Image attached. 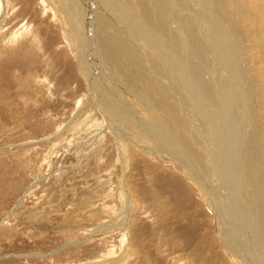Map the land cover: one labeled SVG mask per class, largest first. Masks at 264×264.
I'll return each mask as SVG.
<instances>
[{"label":"rangeland","instance_id":"obj_1","mask_svg":"<svg viewBox=\"0 0 264 264\" xmlns=\"http://www.w3.org/2000/svg\"><path fill=\"white\" fill-rule=\"evenodd\" d=\"M137 1L49 0V7L43 11L42 0H0V264H247L248 258L249 264H254L260 256L253 249L256 254L252 258V242L243 248L234 236L229 238L226 215L234 217L240 210L245 215L244 206H248L254 216H250V223L239 216L242 223L239 225L235 218L233 224L250 233L264 218L258 192L254 195L247 187L237 194L232 187L236 185L233 178L237 172L242 174V167L253 160L252 148L258 152L254 161L264 179V0H153L151 6L136 5ZM121 3L126 9L136 12L138 8L142 13L133 14V20L140 22L143 15L150 21L148 29L156 33L152 32L154 42L148 37L143 40L136 31L142 38L137 42L139 48L129 49L123 41L125 28L116 17L123 8ZM86 24L93 26L90 33ZM23 27L28 33H20ZM93 32L96 44L92 43ZM99 32L105 40H119L117 45L122 46L115 51L125 50L120 51L121 56L117 54L122 60L104 56L100 59L103 49L97 39ZM82 43L84 54L79 52ZM158 45L160 50L155 48ZM165 50L172 53L171 58L191 63L192 70L196 67L194 71L184 67L187 82L189 75L197 78L198 74H213L221 82L219 86L226 87H219L213 96L204 93V97L200 93L206 90H194L193 96L200 95V103H195L189 94L192 89L184 83L182 89L179 76L167 79L161 67L170 65L162 57ZM86 67L97 79L92 83L97 94L83 77L85 72L89 77ZM228 72L232 74L229 84ZM234 84L239 89L232 94ZM105 89L112 96L105 97ZM220 97L221 101L228 98L222 105H229L228 114L235 119L233 126L243 145L238 147L241 161L235 155L231 158V147L222 140L229 127L222 124L225 132H221L223 129H213L209 123L213 107H221V101L216 100ZM243 101L247 106L244 115ZM204 102V108L210 110L205 109L209 121L197 112ZM231 104L238 107L233 109ZM124 109L133 116H127ZM119 111L121 121L114 115ZM192 120L201 124L198 126L205 134L209 132L212 157L209 150L186 142L192 134ZM117 122L120 124L114 126ZM159 130L169 131L168 140L177 137V145L185 149L184 157L176 143L171 145L180 168L189 165L188 161L193 166L195 162L202 165V178L212 185L214 193L220 194V213L225 208L231 210L224 211L221 222L213 204L210 207L200 197L202 191L181 170L167 165L163 158L160 160L138 143L149 146L139 137ZM158 138L152 141L164 149L165 142ZM245 148L248 153L245 150L242 155ZM214 156L219 159L216 162L220 177L215 173V178L209 179ZM232 173L235 176L231 179ZM255 202L258 208H254ZM221 233L224 241L234 242L235 253L243 251L240 258L228 251Z\"/></svg>","mask_w":264,"mask_h":264},{"label":"bare ground","instance_id":"obj_2","mask_svg":"<svg viewBox=\"0 0 264 264\" xmlns=\"http://www.w3.org/2000/svg\"><path fill=\"white\" fill-rule=\"evenodd\" d=\"M157 1V0H156ZM163 1V0H162ZM177 1V0H176ZM2 2V1H1ZM117 2H120V1H117ZM116 2V3H117ZM151 2H153V0H138L137 2H135V4L136 5H139L140 3H142V4H148L149 6H151ZM43 3V6L44 7H42V9H43V11H46V7H49V0H42V2H41V4ZM124 3V2H123ZM179 3V2H178ZM114 4V3H113ZM125 4V3H124ZM154 4V3H153ZM160 4V3H159ZM180 4V3H179ZM211 4V3H210ZM118 5H119V3H118ZM157 5V4H156ZM164 5H165V3H164ZM181 5V4H180ZM185 5V4H184ZM121 6L123 7V5H122V3H121ZM158 6V5H157ZM162 6V5H161ZM53 8V7H52ZM119 8H120V6H119ZM129 8V7H128ZM162 8V7H161ZM54 9V8H53ZM110 9H112V8H110ZM116 9V8H115ZM195 9V8H194ZM56 11H58L57 10V8L55 9ZM119 10V9H118ZM122 10V11H121ZM121 10H119L118 12H117V10H116V12L118 13H114V14H117V16L116 17H118V19H119V21H120V23H119V25L121 26V27H124L125 29H123L125 32H126V34H125V39H123V41H124V43L125 44H127L128 46H129V49H131V48H135V47H138L139 48V43H137L139 40H141L143 37V40H146V37H148L150 40H151V42H154V40H153V38H152V32H154L155 33V31H153V30H149L148 29V25H149V20L147 19V18H143V15H141V17L139 18V20H140V22H137V21H135V20H133V14H137V15H139L141 12H139V9L137 8V11L136 12H133V11H131V10H129V9H126L125 7H123ZM113 11V10H112ZM129 11H131V12H129ZM59 12V11H58ZM115 12V11H114ZM88 11H87V8H85V16H88ZM210 13V12H209ZM38 14V13H37ZM44 14V13H43ZM49 14H50V12H49ZM142 14V13H141ZM60 16V15H59ZM160 16V15H159ZM187 16V15H186ZM185 15H184V17H186ZM214 16V15H213ZM54 17V16H53ZM111 17V16H110ZM92 18V17H91ZM83 19H84V17H83ZM101 19V18H100ZM109 21V20H108ZM118 21V20H117ZM168 21H169V19H168ZM189 21V20H188ZM1 23V22H0ZM190 23V22H189ZM92 25H93V23H92ZM118 25V26H119ZM86 30L87 31H89L88 33H90V29H93L92 27L93 26H91V25H89V24H86ZM24 28V27H23ZM194 28V27H193ZM24 31H26L27 32V30H26V28H24V29H22V31H20V33L21 32H24ZM136 31H139L140 32V34H141V37L142 38H140V37H138L137 36V34H136ZM20 33H16V34H20ZM28 33V32H27ZM66 33V32H65ZM175 33V32H174ZM179 33V32H178ZM15 34V35H16ZM98 34V37H97V39H98V41H99V43H100V47H102V49H103V52L101 53V58L100 59H102L103 60V56L104 57H106L108 60L110 59V60H114V61H118L121 57H118V55H120L121 54V50L122 49H120L121 48V46L122 45H120V43H119V45H117V41H119V40H115V39H112L113 40V42H111L110 40L111 39H108V40H105L104 39V37H100L101 35H102V33H97ZM128 34V35H127ZM156 34V33H155ZM197 35V34H196ZM232 35V34H231ZM230 35V36H231ZM17 36V35H16ZM94 36V37H93ZM97 36V35H96ZM199 37V36H198ZM233 37V36H232ZM14 38H15V36H14ZM147 38V39H148ZM222 38V37H221ZM13 39V38H12ZM91 39H92V43H95V33L93 32L92 33V35H91ZM16 40V39H15ZM19 40V39H18ZM68 40H70L71 41V38H69ZM9 41H12V40H10V39H8V42ZM52 41H55V38H52ZM52 41H50V42H52ZM122 41V42H123ZM149 41V40H148ZM147 41V42H148ZM233 40L231 39V42H232ZM81 42V41H80ZM151 42H149V43H151ZM205 42V41H204ZM217 42V41H216ZM231 42H229V43H231ZM10 43V42H9ZM12 43H13V41H12ZM84 43H85V40H84ZM157 43V42H156ZM156 43H154V44H156ZM83 44V43H82ZM96 44V43H95ZM200 44V43H199ZM163 45V44H162ZM232 45V44H231ZM84 46H85V44H83V46L81 47V45L77 48V52H76V54H77V58H79V54H78V51H79V48L81 47V49H80V51L79 52H81V53H83L84 54ZM93 46V45H92ZM98 46V45H97ZM117 46H120V48L119 49H117L116 51H115V49H116V47ZM152 46V45H151ZM233 46V45H232ZM87 47H88V49H89V51H90V46H89V44L87 45ZM86 47V48H87ZM163 47H165V45L163 46ZM196 47V46H195ZM202 47V46H201ZM154 48V47H153ZM156 49H159L160 50V46L158 45V46H156L155 47ZM224 48H225V46H224ZM200 49V48H199ZM95 50V49H94ZM158 50V51H159ZM164 50V49H163ZM190 50V49H189ZM233 50V49H232ZM124 51L125 50H122V52L124 53ZM97 52H99V51H97ZM127 52V51H126ZM155 52V51H154ZM157 52V51H156ZM194 52V51H193ZM238 52V51H237ZM236 52V53H237ZM103 53H104V55H103ZM122 53V54H123ZM158 53V52H157ZM160 53V52H159ZM158 53V54H159ZM240 53V52H239ZM75 54V55H76ZM118 54V55H117ZM156 55L157 57V60H158V56L160 57V55ZM172 54V53H171ZM170 54V52H168L167 50H165L164 51V53H163V55H162V57H164L163 59H165V61H167V63H170V65H168V66H177L178 67V69L177 70H175L174 69V71H172V70H170L169 68H168V66H165V65H163V64H161V67H162V69H163V71L166 73V76H167V79H168V76H170L169 78H171V81L174 79H176V77L177 76H179L180 78H181V80H182V82H181V85L183 86V83L184 84H186V88H189V90L190 89H192L191 90V93H189L190 95H192L191 97L193 98V100H195V103H198L199 101H200V95L199 96H193V94H194V90H198V91H200V90H202V91H207V92H203V93H200V94H202L203 95V97H204V93L206 94V95H211V96H213L214 94V92H215V90H217V89H219V87H220V89H222V87L224 86V88L226 87L224 84L223 85H220L219 86V84H221V82L220 83H218V81H217V79H215V75H201V74H198L197 73V71L195 72V74L197 73L198 74V76L199 77H197V78H194V77H192V75H191V78H190V75H189V82H187V80H186V77H185V75H184V72H185V70L186 69H184V67L185 66H188L189 67V69L190 70H192V64L190 63V65H187L183 60H182V58H180V57H175V59L172 57L171 58V55ZM126 55V54H125ZM237 55V54H236ZM9 56V55H8ZM121 56V55H120ZM99 57V56H98ZM238 57V56H237ZM211 58V57H210ZM177 59H179L181 62H178V60ZM207 59H208V56H207ZM80 60V59H79ZM120 60H122V58L120 59ZM221 60V59H220ZM227 60V59H226ZM230 60H231V58H230ZM163 61V60H162ZM186 61V60H185ZM213 61H214V59H213ZM81 62V61H80ZM164 62V61H163ZM207 62V61H206ZM178 63V64H177ZM208 63H211V62H208ZM11 64V63H10ZM165 64V63H164ZM223 64V63H222ZM21 66V65H20ZM104 66V65H103ZM197 66V65H196ZM223 66H225V65H223ZM222 66V67H223ZM81 67H82V64H81ZM83 70L85 71V64L83 63ZM227 67V66H226ZM237 67V66H236ZM87 68V70L90 72V69L88 68V67H86ZM104 68V67H103ZM171 68V67H170ZM82 69V68H81ZM172 69H173V67H172ZM196 69V67L192 70V71H194ZM206 69V68H205ZM104 70V69H103ZM180 70V71H179ZM204 70V69H203ZM209 70V69H208ZM82 71V70H81ZM83 71V72H84ZM106 71V70H105ZM219 71V70H218ZM108 72V71H107ZM201 72V71H200ZM226 72V71H225ZM103 73V72H102ZM160 73H161V75H162V71H160ZM212 73V72H211ZM229 74L227 75V81H228V84L230 83V81H231V75H230V72H228ZM84 74V73H83ZM105 74V73H104ZM103 74V75H104ZM109 74V73H108ZM190 74V73H189ZM195 74H194V72H193V75L195 76ZM196 74V75H197ZM239 74V73H238ZM106 75V74H105ZM85 76V79H86V81H87V83H88V85H89V87L91 88V89H93V91L96 93V89H95V87L94 88H92V83H94L97 79L95 78V76L93 77V75H92V73L90 72L89 73V77H88V75L86 74V72H85V74L83 75V77ZM100 76H102V74L100 75ZM107 76V75H106ZM112 76H114V75H112ZM225 76V75H224ZM110 77V76H109ZM108 77V78H109ZM101 79H102V77H100ZM104 78V77H103ZM105 79H106V77H105ZM110 79H113V78H110ZM236 79V78H235ZM102 80H104V79H102ZM101 80V81H102ZM178 80V79H177ZM180 80V79H179ZM111 81V80H110ZM195 81V82H194ZM233 81H235L236 83H237V81L238 80H234L233 79ZM103 82V81H102ZM168 82H170V81H168ZM171 83V82H170ZM242 83V82H241ZM174 84H176V86H178L179 88H180V86L181 85H179V83L178 82H174ZM227 84V85H228ZM237 85V84H236ZM235 84H234V87L232 88V94L235 92V90H238L239 88H237V86H236ZM239 85V84H238ZM173 86H175V85H173ZM175 86V87H176ZM88 87V86H87ZM171 88H172V85H171ZM177 88V87H176ZM184 88V86L182 87V89ZM231 88V87H230ZM169 89H170V87H169ZM240 89H242L241 87H240ZM185 90V89H184ZM91 91V90H90ZM111 91V90H110ZM180 91V90H179ZM178 91V92H179ZM197 91V92H198ZM201 91V92H202ZM220 91V90H219ZM222 91V90H221ZM228 91V90H227ZM241 91V90H240ZM242 91H244V90H242ZM241 91V92H242ZM109 91H107L106 89L105 90H103V95L105 96V97H107L108 95H110V96H112V94L113 93H108ZM113 92V91H112ZM173 92V91H172ZM223 92V96H225V94L226 93H224V91H222ZM229 92V91H228ZM239 92V91H238ZM196 93V92H195ZM235 93H237V92H235ZM97 94V93H96ZM198 94V93H197ZM196 94V95H197ZM217 94H218V92H217ZM216 94V95H217ZM107 95V96H106ZM176 95H180V93L179 94H176ZM201 95V96H202ZM215 95V96H216ZM228 95V94H227ZM235 95V94H234ZM234 95H233V97H234ZM239 95V94H238ZM242 94H240V96H241ZM244 95H245V93H244ZM222 96V95H221ZM229 96V95H228ZM231 96V95H230ZM229 96V97H230ZM236 96V95H235ZM104 97V98H105ZM217 97V96H216ZM238 97V96H237ZM236 97V98H237ZM242 97H243V95H242ZM241 97V98H242ZM248 97V96H247ZM95 98V97H94ZM195 98V99H194ZM211 98V97H210ZM226 97H224V100H227L228 98H226ZM240 98V97H239ZM244 98V97H243ZM242 98V99H243ZM110 100H113V99H111V98H109ZM202 99V98H201ZM241 99V100H242ZM107 101H108V99H106ZM116 99H114V101H115ZM192 100V101H193ZM216 100H217V102H220L222 99H221V97H220V99H218V98H216ZM223 100V101H224ZM113 101V102H114ZM178 101H180L179 99H178ZM182 101V100H181ZM191 101V100H190ZM191 101V102H192ZM197 101V102H196ZM203 101H206V100H203ZM223 101H221L220 102V105H221V107H219V109H215V107H213V109H214V113H213V116L212 117H210V113L208 114V116H209V118H210V120L212 119V122L211 121H209V118L207 117V115H206V111H205V109L207 108H204V106H206V104L207 105H210V104H208V103H210L209 101H206V104H205V102H204V105H203V108H202V110L200 111L199 109H197V112H198V114H200L201 115V117L203 118L204 117V119L206 120V121H209V123H211L212 124V126H213V129H217L218 130V128H220V129H223V131L221 130V132H225V129L224 128H221L222 127V124H225V125H227L229 128L228 129H230V131L229 132H227L226 131V137H230L231 135L233 136V143L231 142V140L230 139H232L231 137L229 138V139H227L226 137L224 138V139H222V140H227L226 142L229 144V146L231 147L230 148V156H231V158H233L234 157V155L237 157V159H239L240 161H241V158H240V151H238L239 149H238V147L240 146L241 147V145H242V143L238 140V135H237V133H236V129H235V127L233 126V122H234V120L235 119H233V117L231 118L230 116H229V112H231L230 110H229V105H226L227 103H224V105H222L223 104ZM245 101V100H244ZM243 101V103H242V114L244 115V114H246L247 113V106L245 105V102ZM108 102H110V101H108ZM216 102V103H217ZM229 102V101H228ZM111 103V106H114V104L112 103V102H110ZM173 103V102H172ZM180 103V102H179ZM194 103V104H195ZM200 103V102H199ZM211 104H212V102H211ZM219 104V103H218ZM93 107H94V105L93 104H91ZM174 105V104H173ZM213 105V104H212ZM232 106H233V109H234V107L235 108H237L236 107V104H231ZM100 106V105H99ZM122 106V105H121ZM93 107H91V108H93ZM116 107V106H115ZM195 107V106H194ZM225 107V108H224ZM240 107V106H239ZM200 108V107H199ZM210 108H211V106H210ZM241 108V107H240ZM90 109V108H89ZM121 109H123V107L121 108ZM208 109V108H207ZM224 109V113H222L221 112V110H223ZM87 110V109H86ZM91 111H92V109H90ZM125 110V109H124ZM209 110V109H208ZM107 111V110H106ZM112 111L114 112V109H113V107H112ZM122 111V110H121ZM105 112V111H104ZM122 112H124V111H122ZM208 112H210V110L208 111ZM212 112V111H211ZM119 113H120V111L119 112H117V113H114V115L117 117H115L116 118V120L117 121H119L120 119V115H119ZM125 113H126V115L127 116H133V114L131 113V115L130 114H128L127 112H126V110H125ZM229 113V114H228ZM238 113L239 112H237V115H238ZM241 113V112H240ZM123 114V113H122ZM190 114V113H189ZM233 114V113H232ZM113 115V116H114ZM211 115H212V113H211ZM111 116V115H110ZM112 116V117H113ZM109 117V116H108ZM112 117H111V120H112ZM124 117V116H123ZM238 116H236V118H237ZM131 118V117H130ZM235 118V117H234ZM240 118V117H239ZM119 119V120H118ZM189 119L191 120V117L189 116ZM201 119V118H200ZM241 119V118H240ZM244 119H245V117H244ZM246 119H248V117H246ZM110 120V119H109ZM124 120V119H123ZM126 120V119H125ZM127 120H128V118H127ZM130 120V119H129ZM185 120V119H184ZM188 120V119H187ZM241 120H243V117H242V119ZM73 121V120H72ZM90 121V120H89ZM115 121V120H114ZM113 120H112V124H113V122H114ZM121 121V120H120ZM134 121V120H133ZM258 121V120H257ZM94 122V121H93ZM197 122V121H196ZM244 122V121H243ZM104 123V122H103ZM237 123V122H236ZM120 124V122H117L116 124H114V126H117V125H119ZM198 124H200L199 122H198ZM198 124H196L195 123V120H192L191 122H190V126H189V128L191 127V129L189 130L192 134H189V138H190V140H188V139H186V142H192V145H194L195 147H202L203 149H206V150H209V152L211 153H213V151L211 150V148H212V139L207 135L208 133H206L205 134V132H203V130L201 129V126H198ZM257 124V123H256ZM78 125V124H77ZM106 125V124H105ZM111 125V124H110ZM201 125V124H200ZM252 125V124H251ZM163 126V125H162ZM209 126V125H208ZM211 126V125H210ZM211 126V127H212ZM258 126V125H257ZM241 127V126H240ZM137 128H139V127H137ZM160 128V127H159ZM164 128V127H163ZM209 128V127H208ZM236 128H237V126H236ZM139 129H141L142 130V128H139ZM165 129V128H164ZM167 130H169L168 128H166ZM206 129V128H205ZM219 129V130H220ZM246 129V128H245ZM249 129V128H248ZM158 130V129H157ZM155 131V130H154ZM174 131V130H173ZM179 131V130H178ZM246 131V130H245ZM248 131V130H247ZM146 132V131H145ZM168 132L169 131H166V132H163V131H161V130H159V132H151L152 133V135L150 134V132H148V133H142L141 134V137H139V139H142L143 141H146L147 142V144L149 145V146H147V147H144L143 146V144L141 143V142H138L140 145H141V147H143V148H147V149H149V150H151V151H153V153H154V155L156 156V157H158V158H160V160H161V158H163L165 161V163L167 164V165H169V166H171L172 168H174V169H176V170H181L182 172H183V174L194 184H192L193 186H195L196 188H197V190H201L200 192H201V196L200 197H203V198H205L208 202H209V206L211 207V205L213 204V208H214V210H215V213H216V218H218V216H219V222H221V220H220V216L221 215H226V212L227 211H230L231 212V210H227L226 208H225V210H226V212H224V211H221V213H220V208H222V206H220V203L218 202V198H217V196H219L220 194H219V192H213V190L211 189V186H209L208 185V183L206 182V180L205 179H203L202 177H203V175L202 174H205V173H203V168H202V165H200V163H197V162H195V160L194 159H192L191 158V160H194V162H195V166H193V164H191L189 161H188V163H189V165H181V168L178 166V162H177V159H176V150L175 149H173L172 147H171V145L173 144V143H176V145H177V141H179L178 140V138L176 137H171V142L168 140V137H167V135H168ZM180 133V132H179ZM182 133V132H181ZM180 133V134H181ZM169 134H171V133H169ZM179 134V135H180ZM220 134V133H219ZM182 135V134H181ZM217 135V134H216ZM223 135V134H222ZM136 136L138 137L139 135L138 134H136ZM176 136V135H175ZM213 136V135H212ZM248 136H249V134H248ZM247 136V137H248ZM254 136H255V134H254ZM257 136V135H256ZM256 136H255V138H256ZM153 137H159L158 139L160 140H163L165 143L164 144H166L165 145V147H164V149H162L161 148V146H158V145H156L155 144V142H153L152 140H154L153 139ZM186 137V136H185ZM184 137V138H185ZM219 137H221V135L219 136ZM218 137V138H219ZM170 138V137H169ZM182 138V137H181ZM187 138V137H186ZM212 140V141H211ZM254 140V139H253ZM154 141H156V140H154ZM242 141V140H241ZM157 142V141H156ZM181 142V141H180ZM184 142H185V139H184ZM158 143H160V142H158ZM179 143V142H178ZM159 145H161V143L159 144ZM170 145V146H169ZM174 145V144H173ZM175 145V146H176ZM184 145V144H183ZM191 145V144H190ZM191 145V146H192ZM247 145V144H246ZM245 145V146H246ZM249 145V144H248ZM179 148L182 146V145H177ZM185 146L187 147V144H185ZM184 146V147H185ZM193 146V147H194ZM214 146H216V145H214ZM224 146V145H223ZM228 146V145H227ZM194 147V148H195ZM220 147V144H219V146H218V148ZM242 147H243V145H242ZM249 147V146H248ZM248 147H246L247 148V150H248ZM188 148V147H187ZM190 148V147H189ZM228 148V147H227ZM246 148L245 149H242V155H243V153H244V151L246 150ZM250 148H251V145H250ZM181 149L182 148H180L179 150L181 151ZM193 149V148H192ZM191 149V150H192ZM196 149V148H195ZM216 149V148H215ZM215 149H214V151H215ZM220 149V148H219ZM185 149H182V155L185 157V151H184ZM191 150H190V152H191ZM223 150V149H222ZM221 150V151H222ZM225 150V149H224ZM223 150V151H224ZM247 150H246V153H248L247 152ZM254 150V148H252V150L250 149V151H252L253 152V154L252 153H250V154H252L253 156H251V158L253 159L252 161H251V163L249 162V164L247 165V166H243L242 167V169H241V172H242V174L239 172V174H238V172H237V174H236V177L235 178H233V180H235L236 181V185L235 186H232L233 187V189L236 191V193L237 194H240V192H241V189L243 190V188H247L248 187V190L252 193V194H256L257 192L259 193V197H261L262 199V201H260V202H262L263 204H264V190H262L261 189V185H262V183L260 182V179L262 178L263 179V176L261 175V172H260V170H259V167L257 166L256 167V163L257 162H255L254 161V159L255 158H257V155H258V152H256V151H253ZM180 151H178V152H180ZM220 151V152H221ZM227 152H228V150H226ZM146 152V151H145ZM192 152H193V150H192ZM209 152H208V154H209ZM225 152V151H224ZM211 153V157H212V155H214V154H212ZM214 153H216V155H218V152L217 151H215ZM223 153V152H222ZM190 154V153H189ZM199 155V154H198ZM207 155V154H206ZM215 155V156H216ZM224 155H226V153L224 154ZM224 155H223V157H224ZM190 156H192V155H190ZM213 157V162H212V160H210L211 162H212V164H213V166H212V168H211V170H210V177H209V179H211L212 177H214L215 178V173H216V175L217 176H219L220 177V175H218L219 173V170H217L218 168H219V164H218V162H216L217 160H219V159H217V160H215V158L216 157ZM219 156V155H218ZM227 156V155H226ZM229 156V155H228ZM227 156V157H228ZM229 156V157H230ZM187 157V156H186ZM192 157H194V156H192ZM210 157V158H211ZM220 158H221V154H220V156H219ZM245 157V156H244ZM177 158H179L180 159V157H177ZM188 158H189V156H188ZM197 158V157H196ZM231 158H229L228 160L229 161H231L230 159ZM251 158H250V160H251ZM162 159V160H163ZM188 160V159H187ZM199 160V159H198ZM221 160H222V158H221ZM225 161V160H224ZM257 161V160H256ZM232 162V161H231ZM186 163V162H185ZM223 163V162H222ZM229 163V162H228ZM240 163H242V162H240ZM243 164V163H242ZM208 166V165H207ZM226 165L224 164V167H225ZM241 167V166H240ZM245 167V168H244ZM233 168V167H232ZM205 169V168H204ZM227 169V168H226ZM234 169H235V167H234ZM233 169V170H234ZM222 170V169H221ZM217 171V172H216ZM236 172V171H235ZM200 173V174H199ZM231 173V172H230ZM224 174V173H223ZM228 174V173H227ZM241 174V175H240ZM239 175V176H238ZM216 176V177H217ZM224 176H225V174H224ZM232 176H235L233 173H232V175H230V177H231V179H232ZM238 176V177H237ZM246 176H249V179L246 177ZM162 177V176H161ZM204 177H205V175H204ZM164 178V177H163ZM166 178V177H165ZM172 178V177H171ZM174 179V178H173ZM177 179V178H176ZM187 179V180H188ZM208 179V180H209ZM261 179V180H262ZM224 180H226V179H224ZM177 181V180H176ZM220 181V180H219ZM262 181H264V179L262 180ZM224 182V181H223ZM230 182V181H229ZM177 183V182H176ZM214 184H216L215 182H214ZM221 184H223L222 182H221ZM231 182H230V184H228V185H230V187H231ZM235 184V183H234ZM176 185V184H175ZM217 185V184H216ZM256 185V186H255ZM246 186V187H245ZM231 187V188H232ZM254 189H253V188ZM262 187H264V186H262ZM208 188H210V192H209V190H208ZM264 189V188H263ZM218 190V189H217ZM260 190V191H259ZM245 191V190H244ZM207 192H208V194H207ZM214 193V194H211V193ZM249 192V193H250ZM223 193V192H222ZM225 193V192H224ZM250 193V194H251ZM257 193V194H258ZM205 195V196H204ZM227 196L229 197V199L231 198L228 194H227ZM258 196V195H257ZM226 197V196H225ZM224 197V198H225ZM223 198V199H224ZM256 199V198H255ZM259 199V198H258ZM239 200H240V196H239ZM257 200V199H256ZM208 202H206V203H208ZM223 202H224V200H223ZM235 202H236V200H235ZM238 202V201H237ZM241 202V201H240ZM239 202V203H240ZM244 202V201H243ZM251 202V201H250ZM253 202H254V199H253ZM257 202V201H256ZM256 202L254 203V208H258V207H256ZM228 203V202H227ZM233 204V203H232ZM242 204V203H241ZM262 204V205H263ZM222 205V204H221ZM229 205H231V204H228V207H230ZM235 207V206H234ZM245 208V210L246 211H249V212H251V213H248L247 214V212L245 211V215H243L242 213H240L241 212V210H240V212L238 213L237 212V214H235L234 215V217H232V215L231 214H228V215H226L227 217V222H228V224L230 225V227H228L229 228V230L227 231L228 232V234H229V238L231 237V236H234L235 238H236V241L238 242V243H240V245H241V247H247V246H249V245H247L249 242H252V244L254 245V246H249L250 247V249H251V253L250 254H252V258L254 257V255L256 254V253H254V251H253V249H256L257 250V254H259L260 256V258H261V260H260V258L258 257V259H255L256 261H255V263L254 264H264V218H263V220L261 219V223L260 224H255V229H252V230H254V231H251V233L250 232H246V231H244V230H242L243 228H239V227H237V225L236 226H234V224H233V220H235V218H236V220L239 222V216H240V218L241 219H247L248 220V222H249V218H250V216L251 215H253V213H252V210L247 206H244ZM261 207V206H260ZM263 207V206H262ZM237 208V207H236ZM212 209V208H211ZM240 209H243V208H240ZM222 210V209H221ZM239 210V209H238ZM256 210H258V209H256ZM233 211V210H232ZM263 211H264V207H263ZM242 212H243V210H242ZM261 212V211H260ZM220 214V215H219ZM242 216H241V215ZM258 215V214H257ZM223 216H221V218H223ZM264 216V215H263ZM244 217V218H243ZM252 218H254V216H251ZM258 217V216H257ZM259 218H261V217H259ZM224 220V219H223ZM226 221V220H225ZM242 221V220H241ZM255 221H256V219H255ZM258 221V220H257ZM242 223V222H241ZM240 222H239V225L241 224ZM250 223V222H249ZM259 223V222H258ZM228 224H227V226H228ZM223 225H225V224H223ZM238 225V226H239ZM247 225V224H246ZM250 225V224H249ZM218 226H219V224H218ZM243 226V225H242ZM221 227H222V225H221ZM248 228H250V227H248ZM251 230V229H250ZM235 234V235H234ZM124 237V236H123ZM220 237H221V239L223 240H225V237H224V235H222V233H221V235H220ZM122 239V238H121ZM124 239H125V237H124ZM126 240V239H125ZM223 240V241H224ZM231 240V239H230ZM122 241V240H121ZM123 242H125V241H123ZM225 242V247L228 249V251L230 252V250L233 252V253H235L234 252V249H236L234 246H233V244H234V242H232L231 243V241L229 242L228 241V239H226V241H224ZM229 245H228V244ZM232 245V246H231ZM230 246H231V248L233 247V249H231L230 248ZM238 246V245H237ZM254 247V248H253ZM230 249V250H229ZM263 249V250H262ZM238 250V249H237ZM245 250V249H244ZM125 251V250H124ZM245 252V251H244ZM248 252V251H247ZM256 252V251H255ZM246 254V253H245ZM233 255V254H232ZM235 256V258H240L242 255H243V251L242 252H240V251H237L235 254H234ZM233 257V258H234ZM118 259V258H117ZM115 260V259H114ZM120 260H122V259H120ZM123 260H124V258H123ZM111 261V260H110ZM236 261V260H235ZM248 261L250 262V260H249V258H248ZM115 262V261H114ZM113 262V263H114ZM241 262V261H240ZM249 262L247 263V264H249ZM252 263H253V260L251 261ZM100 263V262H99ZM243 264V263H242ZM245 264V263H244Z\"/></svg>","mask_w":264,"mask_h":264}]
</instances>
